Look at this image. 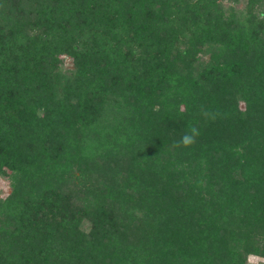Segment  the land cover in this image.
Listing matches in <instances>:
<instances>
[{
  "label": "trees",
  "instance_id": "1",
  "mask_svg": "<svg viewBox=\"0 0 264 264\" xmlns=\"http://www.w3.org/2000/svg\"><path fill=\"white\" fill-rule=\"evenodd\" d=\"M0 176V264L264 259V0H0Z\"/></svg>",
  "mask_w": 264,
  "mask_h": 264
},
{
  "label": "clouds",
  "instance_id": "2",
  "mask_svg": "<svg viewBox=\"0 0 264 264\" xmlns=\"http://www.w3.org/2000/svg\"><path fill=\"white\" fill-rule=\"evenodd\" d=\"M201 115L205 116L206 118L215 119L217 116V113L213 112H207L203 108H201ZM200 135V130L196 126H191L188 131L184 132L182 136L180 137L179 141L175 142L176 147H189L192 144H194L197 140V138Z\"/></svg>",
  "mask_w": 264,
  "mask_h": 264
},
{
  "label": "rangeland",
  "instance_id": "3",
  "mask_svg": "<svg viewBox=\"0 0 264 264\" xmlns=\"http://www.w3.org/2000/svg\"><path fill=\"white\" fill-rule=\"evenodd\" d=\"M234 6L240 8L242 6V3L239 2L237 4H235ZM67 64L65 63L63 68H66ZM9 187H8V182L6 180L5 177L0 176V198L4 197L6 195V193L8 192ZM246 262L247 264H264V259L258 257V256H253V255H249L246 258Z\"/></svg>",
  "mask_w": 264,
  "mask_h": 264
}]
</instances>
